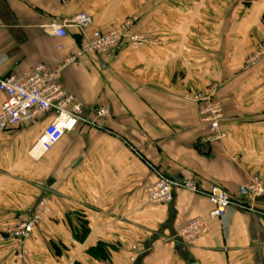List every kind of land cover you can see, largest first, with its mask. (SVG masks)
Masks as SVG:
<instances>
[{"label": "crops", "instance_id": "0c3cea01", "mask_svg": "<svg viewBox=\"0 0 264 264\" xmlns=\"http://www.w3.org/2000/svg\"><path fill=\"white\" fill-rule=\"evenodd\" d=\"M81 13L93 21L84 33L71 24ZM133 16V32L158 44L126 40L63 75L86 114L111 110L100 127L80 125L39 158L31 151L52 116L0 133V264H131L135 245L145 249L135 264H264V217L232 207L212 220L206 197L219 187L239 200L252 176L264 180V62L244 66L264 39V0H0V76L57 67L85 36ZM63 22L66 38L46 32ZM212 84L227 137L206 143L199 106L184 96ZM156 170L201 193L179 189L172 203L150 205ZM44 198L52 211L26 243L32 256L19 260L16 242L3 239ZM256 206L264 212V197ZM194 219L208 221V233L176 239ZM99 242L116 248L107 262L87 253Z\"/></svg>", "mask_w": 264, "mask_h": 264}, {"label": "built area", "instance_id": "2783aa9c", "mask_svg": "<svg viewBox=\"0 0 264 264\" xmlns=\"http://www.w3.org/2000/svg\"><path fill=\"white\" fill-rule=\"evenodd\" d=\"M72 0H61L69 3ZM92 18L87 13H81L75 17L71 24L83 33L92 25ZM138 24L137 17H131L122 22L116 29L102 32L93 31L80 48L66 58L57 67H49L46 64H38L23 75L9 74L0 76V95L5 100L0 112V133L12 128L32 126L42 119L52 116V120L35 147L32 155L36 158L51 151L62 139L71 133H75L80 125L92 128L100 127V122L111 116V110L101 107L94 114H86L84 105L71 94L63 85L65 70L86 59L87 57H108L115 53L124 41L134 48L154 43L149 36L135 34L133 32ZM69 22L54 24L46 27V32L57 38L67 37V26ZM62 48V46L60 47ZM264 62V39L256 50L245 60L246 69H254ZM219 85L212 84L200 91L185 94L184 99L199 106L201 123L208 128L209 135L204 140L206 143L222 142L227 134L224 130L225 112L224 107L218 99ZM156 180L146 187L147 201L150 205L160 206L173 202L175 191L179 189L194 193H201L199 185L190 180H174L163 172L155 171ZM239 200L219 187H213L206 197L213 205L210 219H221L227 211L232 208L258 214L264 217V212L258 210L256 202L264 197V180L258 175L251 177L247 184L240 187ZM52 208L47 199H41L34 208L31 215L22 219L21 223L9 232V238L14 240L18 246L17 258L24 260L32 256L26 243L32 238L37 227L50 215ZM209 231L208 221L194 219L182 227L176 239L183 243H192ZM130 263L135 264L137 259L145 252L139 246L132 247Z\"/></svg>", "mask_w": 264, "mask_h": 264}, {"label": "trees", "instance_id": "16d2710c", "mask_svg": "<svg viewBox=\"0 0 264 264\" xmlns=\"http://www.w3.org/2000/svg\"><path fill=\"white\" fill-rule=\"evenodd\" d=\"M246 1H250V0H246ZM81 231H82L81 237H77V238L79 240H84L89 230L85 227H82ZM115 250L116 248L114 246L104 242H99L95 247L90 248L87 253L89 256H91L92 258L98 261L107 262L110 260V251H115Z\"/></svg>", "mask_w": 264, "mask_h": 264}, {"label": "rangeland", "instance_id": "374dc122", "mask_svg": "<svg viewBox=\"0 0 264 264\" xmlns=\"http://www.w3.org/2000/svg\"><path fill=\"white\" fill-rule=\"evenodd\" d=\"M160 6H163V5H160ZM164 6H166V5H164ZM133 17H137V18H138V24H139V22H140V18H139L138 16H133ZM130 18H131V17H130ZM138 24H137V25H138ZM137 25H136V26H137ZM136 26H135V27H136ZM134 29H135V28H134ZM256 48H257V47H256ZM255 50H256V49H255ZM244 66H245V65H244ZM245 68H246V67H245ZM248 70H249V69H248Z\"/></svg>", "mask_w": 264, "mask_h": 264}]
</instances>
